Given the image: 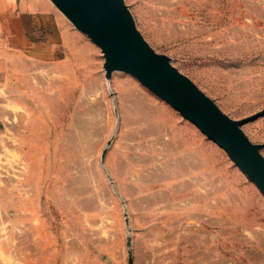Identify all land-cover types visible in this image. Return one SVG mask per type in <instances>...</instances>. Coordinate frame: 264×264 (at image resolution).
Here are the masks:
<instances>
[{
  "label": "rangeland",
  "instance_id": "rangeland-1",
  "mask_svg": "<svg viewBox=\"0 0 264 264\" xmlns=\"http://www.w3.org/2000/svg\"><path fill=\"white\" fill-rule=\"evenodd\" d=\"M125 1L225 113L264 109V0ZM98 48L0 88V264H264L258 186ZM243 129L264 143V114Z\"/></svg>",
  "mask_w": 264,
  "mask_h": 264
},
{
  "label": "water",
  "instance_id": "water-1",
  "mask_svg": "<svg viewBox=\"0 0 264 264\" xmlns=\"http://www.w3.org/2000/svg\"><path fill=\"white\" fill-rule=\"evenodd\" d=\"M52 1L101 48L108 78L117 70L137 78L222 147L264 194V143L252 141L243 129L264 109L241 119L225 113L170 56L151 46L125 0Z\"/></svg>",
  "mask_w": 264,
  "mask_h": 264
},
{
  "label": "crops",
  "instance_id": "crops-1",
  "mask_svg": "<svg viewBox=\"0 0 264 264\" xmlns=\"http://www.w3.org/2000/svg\"><path fill=\"white\" fill-rule=\"evenodd\" d=\"M98 49L52 0H0V88L51 62L98 69Z\"/></svg>",
  "mask_w": 264,
  "mask_h": 264
}]
</instances>
